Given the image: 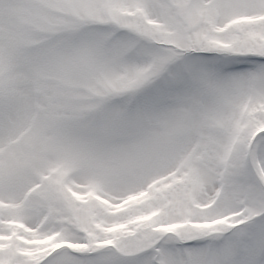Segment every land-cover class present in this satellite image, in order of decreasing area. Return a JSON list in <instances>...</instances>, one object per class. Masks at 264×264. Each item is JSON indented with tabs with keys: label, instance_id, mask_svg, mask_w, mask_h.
Returning a JSON list of instances; mask_svg holds the SVG:
<instances>
[{
	"label": "snow or ice",
	"instance_id": "1",
	"mask_svg": "<svg viewBox=\"0 0 264 264\" xmlns=\"http://www.w3.org/2000/svg\"><path fill=\"white\" fill-rule=\"evenodd\" d=\"M0 264H264V0H0Z\"/></svg>",
	"mask_w": 264,
	"mask_h": 264
}]
</instances>
